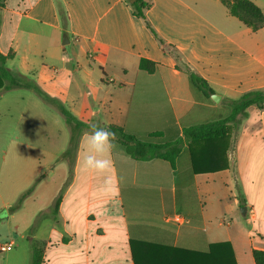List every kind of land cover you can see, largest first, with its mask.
Masks as SVG:
<instances>
[{"label":"crops","instance_id":"obj_1","mask_svg":"<svg viewBox=\"0 0 264 264\" xmlns=\"http://www.w3.org/2000/svg\"><path fill=\"white\" fill-rule=\"evenodd\" d=\"M142 1L145 20L133 14L134 0H0V53L13 74L38 87L47 79V58L59 52L70 54L73 71L99 69L100 82L126 94L103 100L93 113L98 123L71 112L89 125L117 126L136 137H181L184 128L224 119L226 105L246 92L264 89V27L252 31L220 0ZM249 1L264 14V0ZM140 60L153 70L140 69ZM189 73L219 102L197 101L202 98L191 92ZM227 129L216 163L203 155L198 163L218 170L199 174L192 172L188 143L174 168L112 149L108 173L89 171L83 160L90 130L67 154L68 133L55 194L47 201L39 196L43 205L26 216L25 232L43 248L42 264H141L144 242L194 251L228 242L237 264H254L252 250L264 251V107H248ZM197 149L192 145L196 155ZM52 166L39 165L33 178L49 179ZM175 214L188 223L165 220Z\"/></svg>","mask_w":264,"mask_h":264},{"label":"rangeland","instance_id":"obj_2","mask_svg":"<svg viewBox=\"0 0 264 264\" xmlns=\"http://www.w3.org/2000/svg\"><path fill=\"white\" fill-rule=\"evenodd\" d=\"M44 65L47 79L39 88L59 99L70 112L83 113L85 120L100 122L101 117L93 113L102 108L103 100L126 94L117 85L100 82L99 69L73 71L67 52L65 58L60 52L48 57ZM11 66L9 62L7 68ZM68 133L63 117L34 91L13 89L0 94V246L10 240L15 243L12 249L0 252V264H30L28 240L32 237L25 232L26 216L43 205L39 196L47 201L55 194L60 173L56 163ZM47 162L55 167L49 179L43 180L45 174L33 178L37 167ZM19 199L18 209L13 211ZM11 214H15L12 220ZM241 220L245 223L243 217Z\"/></svg>","mask_w":264,"mask_h":264},{"label":"trees","instance_id":"obj_3","mask_svg":"<svg viewBox=\"0 0 264 264\" xmlns=\"http://www.w3.org/2000/svg\"><path fill=\"white\" fill-rule=\"evenodd\" d=\"M227 8L230 15L237 18L252 31L264 27V14L249 0H220ZM131 7L135 17L145 20V12L148 4L142 0H134ZM147 28L155 35L148 23ZM7 56L0 53V94L13 89H29L45 103L52 106L64 119L69 128V141L65 153L68 154L75 149L78 136L83 130H90L89 124L75 117L65 105L56 98L44 93L36 84L28 78L13 74L6 67ZM139 68L148 72L153 70V64L146 60H140ZM191 92L197 96L201 95L200 103H211L210 96L213 94L206 82L194 73L188 75ZM250 106L261 109L264 107V89L253 90L243 94L238 100L226 105L227 116L219 121L190 126L182 130V136L173 139L163 137L159 133H151L144 137H136L117 126L110 127L117 133L114 141V151L122 152L137 161H147L153 158L162 159L174 168L175 160L179 155L183 144H189L192 172L194 174L217 171L218 167L212 169H200L198 163L202 155L208 163H216V155L225 151L227 138V124L235 126L241 119L246 117V110ZM191 144V145H190ZM192 145L198 147L200 154L192 151ZM59 199L55 203V210ZM19 201L13 207L18 209ZM10 211L12 209L10 208ZM31 261L30 264H42L43 248L29 238ZM131 241V250L133 245ZM254 264H264V251L252 250ZM237 264L231 245L228 242L211 243L204 251H194L176 247L163 246L155 243H141V264Z\"/></svg>","mask_w":264,"mask_h":264},{"label":"clouds","instance_id":"obj_4","mask_svg":"<svg viewBox=\"0 0 264 264\" xmlns=\"http://www.w3.org/2000/svg\"><path fill=\"white\" fill-rule=\"evenodd\" d=\"M90 131L84 134L86 144V154L83 160V166L86 170L97 173H108L113 165L111 160V151L114 148V141L117 133L110 127H99L98 125H89Z\"/></svg>","mask_w":264,"mask_h":264},{"label":"built area","instance_id":"obj_5","mask_svg":"<svg viewBox=\"0 0 264 264\" xmlns=\"http://www.w3.org/2000/svg\"><path fill=\"white\" fill-rule=\"evenodd\" d=\"M165 220L167 222H172V223L176 224L177 226H181V225L188 223V220L179 214H175L173 216L166 217ZM14 245H15L14 241L10 240L7 243L0 246V252H2V253L7 252L8 250L12 249L14 247Z\"/></svg>","mask_w":264,"mask_h":264},{"label":"water","instance_id":"obj_6","mask_svg":"<svg viewBox=\"0 0 264 264\" xmlns=\"http://www.w3.org/2000/svg\"><path fill=\"white\" fill-rule=\"evenodd\" d=\"M67 43V38H66V42H63V44H66ZM210 99L214 102V103H218L219 102V96H217V95H211L210 96ZM240 211L242 212V213H245V208L244 207H242L241 209H240Z\"/></svg>","mask_w":264,"mask_h":264}]
</instances>
